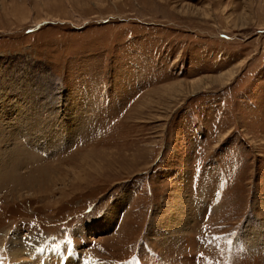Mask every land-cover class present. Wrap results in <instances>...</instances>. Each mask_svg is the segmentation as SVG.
Wrapping results in <instances>:
<instances>
[{
  "label": "rangeland",
  "instance_id": "374dc122",
  "mask_svg": "<svg viewBox=\"0 0 264 264\" xmlns=\"http://www.w3.org/2000/svg\"><path fill=\"white\" fill-rule=\"evenodd\" d=\"M263 238L264 0H0V264H264Z\"/></svg>",
  "mask_w": 264,
  "mask_h": 264
},
{
  "label": "bare ground",
  "instance_id": "6f19581e",
  "mask_svg": "<svg viewBox=\"0 0 264 264\" xmlns=\"http://www.w3.org/2000/svg\"><path fill=\"white\" fill-rule=\"evenodd\" d=\"M29 127V126H28ZM181 214V215H180ZM180 217H182L183 218V221H182V218H179L180 220H179V222H178V220H177V222H178V224L180 225L179 227H183L184 226V223H187V218L184 216V214H182L181 212L178 214ZM175 223V222H174ZM175 225V224H174ZM253 233V235H257V236H259V237H261V235L263 234L262 232H256V234H254V232H252ZM264 239V238H263ZM30 249V248H29ZM21 251V250H20ZM19 252V251H18ZM15 255V254H14ZM60 255H61V258H62V256H64V254H62V253H60ZM60 255H58V257L60 256ZM16 256V255H15ZM66 257H67V259L68 258H70L72 261H69V263L71 262V264L74 262L73 261V259L71 258V256L70 255H66L65 257H64V259H66ZM43 262H44V260H43ZM51 262V261H50ZM52 263V262H51ZM78 263V262H77ZM80 263V262H79ZM93 264L92 262H90V261H86V262H81L80 264ZM44 264H45V262H44ZM46 264H49V262H47ZM53 264H55V261H54V263Z\"/></svg>",
  "mask_w": 264,
  "mask_h": 264
}]
</instances>
